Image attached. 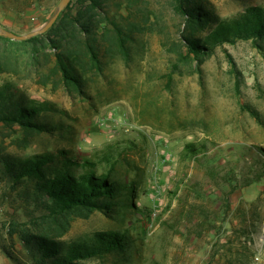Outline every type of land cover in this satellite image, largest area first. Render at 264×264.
<instances>
[{
	"label": "rangeland",
	"instance_id": "rangeland-1",
	"mask_svg": "<svg viewBox=\"0 0 264 264\" xmlns=\"http://www.w3.org/2000/svg\"><path fill=\"white\" fill-rule=\"evenodd\" d=\"M60 1L27 7L0 1V27L28 34L52 18ZM172 1L134 0L122 10L140 24L129 56H103L101 70L83 75V91L60 74L46 79L55 49L0 40V83L14 81L60 110L47 113L58 129L32 136L28 148L19 150L2 125L0 141L11 152L113 151L119 179L136 182V210L71 220L66 237L116 229L130 236L125 257L87 264H264V177L252 181L254 158L264 150V51L249 39L217 46L202 61L182 57L185 25ZM207 1L221 18L264 6V0ZM8 217L0 211L1 241ZM0 264H12L1 248Z\"/></svg>",
	"mask_w": 264,
	"mask_h": 264
},
{
	"label": "trees",
	"instance_id": "trees-1",
	"mask_svg": "<svg viewBox=\"0 0 264 264\" xmlns=\"http://www.w3.org/2000/svg\"><path fill=\"white\" fill-rule=\"evenodd\" d=\"M30 6L45 0H0ZM134 0H71L46 32L26 39L44 50L55 49V64L47 80L60 74L70 88L83 91V75L102 69V57L116 52L129 56L140 27L132 14ZM107 6V8H106ZM115 11L112 12V7ZM174 11L184 21L183 45L186 59L202 61L224 43L252 39L264 51V6L249 5L239 14L221 18L207 0H173ZM210 27L204 35L199 30ZM2 41H14L0 35ZM236 70V69H235ZM250 113L263 123L251 105ZM59 110L52 101L26 95L14 81L0 83V125L9 129L11 141L24 150L31 137L58 129L47 113ZM110 147V146H109ZM193 148V145H190ZM11 152L0 141V211H8L4 222L6 241L0 248L12 264H87L125 257L130 236L122 230H100L66 237L75 217L89 218L95 211L114 217L122 209L136 210V182L122 181L115 172L116 154L84 157L58 148L42 152ZM110 165L108 168L103 167ZM100 167H103L100 170ZM252 181L264 177V150L254 158ZM4 207H8L5 210Z\"/></svg>",
	"mask_w": 264,
	"mask_h": 264
},
{
	"label": "water",
	"instance_id": "water-1",
	"mask_svg": "<svg viewBox=\"0 0 264 264\" xmlns=\"http://www.w3.org/2000/svg\"><path fill=\"white\" fill-rule=\"evenodd\" d=\"M71 0H61L60 3L58 4L57 9L55 10L52 18L43 26L38 27L31 31L28 34H17L13 31L5 30L0 27V35L12 38V39H17V40H24V39H29L31 37L37 36L39 34H42L46 32L50 27L53 26V24L56 22V20L59 18L61 12L69 5Z\"/></svg>",
	"mask_w": 264,
	"mask_h": 264
}]
</instances>
